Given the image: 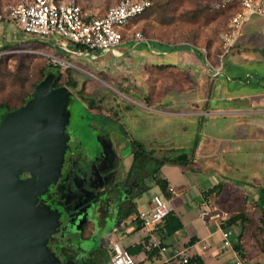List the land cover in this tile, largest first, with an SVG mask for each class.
I'll return each mask as SVG.
<instances>
[{
  "label": "crops",
  "instance_id": "obj_1",
  "mask_svg": "<svg viewBox=\"0 0 264 264\" xmlns=\"http://www.w3.org/2000/svg\"><path fill=\"white\" fill-rule=\"evenodd\" d=\"M261 16L252 19L249 28L242 25L235 44L239 39L246 37L251 29L259 27L262 21ZM35 37L44 40L43 36L24 32L10 20L0 19V44L14 42L23 45L27 40ZM144 40L146 42L155 40L151 44L145 43L146 51L152 56L149 55L146 58L144 52L136 50L133 54L138 65L151 67L153 64H167L155 70H162L164 76H168V73L177 69L176 62H182L187 66L190 75L185 79L181 75L179 82L175 84L166 82L155 84L154 79L151 83V93H147L146 96L151 97L147 98L148 101L142 96L144 92L141 90V85H132V90L137 92L139 101L135 111L133 110L134 113L125 116V112L122 111L119 116L118 110H115L117 126L124 139L123 152L126 154L119 178H123L127 170L131 169V161L127 154L129 152L127 149L130 147L129 138L142 140L147 147L154 149V154L160 155L170 149L173 137L177 139L179 136L183 144L176 143L172 150L185 152L191 158L190 163L186 165L162 163L157 172L162 179L161 183L146 176L139 178V172L134 168L139 180L136 186L138 185L139 188L140 185L146 184L148 187L140 192L137 188L131 203H134L136 211L146 209L151 205V194L158 193L168 207L178 215L181 227L171 234L164 236L158 234L162 242L166 244L164 250L146 249L149 233L134 216L136 211L116 219L113 211L114 204L110 200L104 206L100 219L104 222V237L107 242L116 240L120 243L119 238L130 235L120 244L124 247L132 244L140 245L138 251L132 253L135 264L177 263V258L172 256L173 246L182 247L186 255H198L202 260L201 264H214L216 259L228 264L233 258L232 244L236 240L237 227L233 224L226 226L232 231L231 247L222 249L218 216L220 208L217 201L226 197L228 201L252 202L254 205L251 207L256 214H259L261 205H264V82H260L262 74L257 69L236 70L231 65H225L224 62L220 63L218 72H214L210 65L218 63V51L215 52L213 48L209 51V56H206L197 46L181 44V46L172 47L174 44L153 37L135 40L130 36L123 37L119 44L129 43L132 46ZM157 42L166 43L170 47L168 50H174L167 52ZM49 45L56 46L53 42H49ZM57 48L60 50L59 47ZM233 48L234 45L226 53H230L231 56L238 55L240 59L264 61V47L254 46L255 50L252 54L241 51L238 45L235 46L236 51H233ZM196 57L200 58V62L195 63ZM240 74H246V79L239 78ZM156 76L158 74H153L154 78ZM201 76L204 81L207 79L212 81L209 91L201 86ZM210 91L212 100L215 102L213 108L207 107L206 93L210 94ZM139 97H143V100ZM221 97L229 100L226 107L217 106L216 101ZM166 115H170L168 116L170 118ZM182 116L193 117L191 121L195 123V127L211 129L214 137L223 138L219 143V155L214 153V148L210 151V144L207 141L198 146L193 142H183L185 134L183 131L189 120L186 118L183 120ZM128 123L137 128V131L127 127ZM172 128L179 131L178 136L170 135ZM212 139L218 140V138ZM216 146L213 142V147L216 148ZM219 182L223 186L218 195L211 193L203 196L202 190ZM168 186H171L172 190H169ZM202 208L207 211L203 217L199 215ZM252 242L253 240L249 237H242V251L248 256H244L247 263L264 264V250H259ZM204 243L205 246L202 247ZM106 248L103 251L102 264H108Z\"/></svg>",
  "mask_w": 264,
  "mask_h": 264
},
{
  "label": "rangeland",
  "instance_id": "obj_2",
  "mask_svg": "<svg viewBox=\"0 0 264 264\" xmlns=\"http://www.w3.org/2000/svg\"><path fill=\"white\" fill-rule=\"evenodd\" d=\"M16 1L18 0H0V11L4 6H8ZM76 1L85 14L97 16L102 14L109 5L114 4L117 0ZM215 1L151 0L152 10L150 12H144L142 15L130 20L126 26L129 33L125 37L130 36L135 30H138L142 34V39L153 37L169 44H187L201 47V49H198L204 52L206 56H209V51L212 48L215 52L220 51L218 48L219 33L224 28L228 16L227 11L215 9ZM185 10H188L186 15L182 13ZM192 10H196L193 11L194 18L188 15ZM256 17L258 18V16H251L243 25L249 28L250 21ZM261 20L258 28L251 29L246 37L239 39L236 44L234 43L233 51L237 50L235 49L236 45L239 46L241 51L248 54L254 53L255 49L253 47L256 45L258 47L260 46V48L264 47V16H261ZM43 37L41 38L44 40L38 39V41L35 40L36 37L29 39L27 40L29 42L23 45L14 42L0 44L2 47L0 55L3 59L1 67L6 73H9V77L1 84L0 99L5 98L6 94L15 89L22 88L23 91H28L30 82L38 77L40 67L46 70L49 69L48 66H51L50 64H53L52 66L58 65L63 74L60 77V81H63L66 67H69L71 75L76 80V84L73 87L67 86L72 94L67 101L68 121L65 124V130L71 137L78 136L85 144H89V146L93 144L94 138L92 136L97 132L87 126V120L94 116L92 111L108 112L109 114L103 113L115 123L116 109L118 110L119 116L122 111L125 112V116H130L138 106L137 92L132 90V85L136 86L140 84L141 90L144 92L142 96L146 99L148 97L151 98L150 96H146L147 93H151V83L154 82V79L156 81L155 84L163 82L175 84L179 82L181 75L184 76V79L190 75L189 70L186 68L187 66L185 64L183 65L182 62H176L177 69L168 73V76H164L161 72L162 70L154 71L151 68L148 69L147 66L138 65L134 60L133 53L139 50L144 52L146 58L149 55L152 56L150 52L146 51L145 43L151 44L155 40H147V42L146 40L139 41L132 45L134 47L129 43H122L110 48L81 51L59 36L48 35ZM46 41L53 42L56 46L62 47L63 49L66 48V50L70 49L71 51L65 50L68 54H63L56 46L49 45ZM157 43L165 48L167 52L174 50H168L170 47L166 43ZM5 44L6 46H4ZM196 62H200V58L198 59L196 57ZM221 62H224L225 65H231L236 70L247 69L251 71L257 69L262 74L260 82H264V61H255L246 58L240 59L238 55L231 56L230 53H226L222 57ZM153 74H158V76L154 78ZM241 77L246 79V74H240L239 78ZM202 79L203 76L200 77L201 86L209 91L212 81L209 79L204 81ZM125 86H129V90ZM206 94L208 96L206 98L208 100L207 107L213 108V103L215 102L212 100L211 91L210 94ZM87 96L93 98L92 104L87 103ZM143 97H139V99L143 100ZM16 100L12 99L9 102H16ZM216 102H218L217 106L226 107L229 100L221 97ZM204 103L206 102L204 101ZM166 116L168 117L170 115ZM185 118L189 121L183 131V133L185 132L183 142H193L194 145L196 144L198 146L201 143L205 144L207 141L210 144V151L214 148V153L219 155V143L222 142L223 138L214 137L211 129L209 130L208 128H202L200 126L195 127V123L191 121L193 117L182 116L183 120ZM128 124L127 127L137 131V128ZM169 133L171 136L179 135V131H175L174 128ZM212 138H218V140H213ZM213 142L217 145L216 148L213 147ZM176 143L183 144L179 136L177 139L173 137L170 143V149H174L172 147ZM177 148L180 149V147ZM129 237L130 235L119 238L120 243H123ZM108 255L109 253L107 251V258Z\"/></svg>",
  "mask_w": 264,
  "mask_h": 264
},
{
  "label": "water",
  "instance_id": "obj_3",
  "mask_svg": "<svg viewBox=\"0 0 264 264\" xmlns=\"http://www.w3.org/2000/svg\"><path fill=\"white\" fill-rule=\"evenodd\" d=\"M52 83L53 74L46 73L31 97L0 120V264H59L46 245L53 225L44 223L35 204L39 185L54 178L70 138L65 124L72 92ZM23 171L29 175L21 177Z\"/></svg>",
  "mask_w": 264,
  "mask_h": 264
},
{
  "label": "flooded vegetation",
  "instance_id": "obj_4",
  "mask_svg": "<svg viewBox=\"0 0 264 264\" xmlns=\"http://www.w3.org/2000/svg\"><path fill=\"white\" fill-rule=\"evenodd\" d=\"M103 112L108 113L92 111L94 116L87 120V126L97 131L93 144L70 136L54 178L38 187L35 204L44 213V223L53 225L46 245L59 264H80L106 247L108 251L100 220L104 206L112 200L118 219L138 188L134 168L119 178L126 155L123 134L117 120L113 123ZM128 151L131 161V145ZM28 175L25 171L20 174ZM77 224L79 230L74 231ZM20 241L22 249V238Z\"/></svg>",
  "mask_w": 264,
  "mask_h": 264
},
{
  "label": "built area",
  "instance_id": "obj_5",
  "mask_svg": "<svg viewBox=\"0 0 264 264\" xmlns=\"http://www.w3.org/2000/svg\"><path fill=\"white\" fill-rule=\"evenodd\" d=\"M150 2L117 0L102 14L92 16L85 14L76 0H18L1 9L0 19L12 21L27 33L39 36L56 35L72 45L81 44L89 50L102 49L118 45L123 40L122 30L131 17L143 11ZM214 7L226 8L229 13L224 28L219 33L218 63L210 65L214 72H218L223 54L232 48L246 20L251 16L264 15V0H216ZM130 37L138 40L142 39V34L135 30ZM168 189L172 190V187L168 186ZM150 200V207L137 210L134 216L149 233L145 248L164 250L166 244L158 236L157 224L166 215L169 207L158 193H152ZM206 212V209L202 208L199 215L203 217ZM224 215L223 211L218 214L219 218ZM220 237L221 248H230L231 229L220 226ZM204 246L205 243L202 244V247ZM108 253V264H135L133 255L116 240L109 241ZM172 256L177 258V263L187 261L182 247L173 246ZM214 264L224 263L216 259ZM228 264L248 263L245 257L234 250L233 258Z\"/></svg>",
  "mask_w": 264,
  "mask_h": 264
},
{
  "label": "trees",
  "instance_id": "obj_6",
  "mask_svg": "<svg viewBox=\"0 0 264 264\" xmlns=\"http://www.w3.org/2000/svg\"><path fill=\"white\" fill-rule=\"evenodd\" d=\"M151 1V0H150ZM217 10L221 11H227L226 8H215ZM152 10V3L150 2L149 6L146 7L143 11L136 14L135 16L131 17L130 20H133L134 18L142 15L144 12H150ZM196 10H192L190 12L189 17L194 18V12ZM184 15L188 13V10H185L182 12ZM228 13V11H227ZM229 15V13H228ZM196 16V15H195ZM228 17V16H227ZM227 20V19H226ZM130 22V21H129ZM127 26V25H126ZM129 33V30L126 29V27L122 30V36L125 37ZM35 40L38 41V38H35ZM48 44L49 42L46 41ZM76 48H79L81 51L83 50H89L86 47H84L81 44H73ZM6 46V44L4 45ZM181 46V44L176 45ZM58 47V46H57ZM172 47H175V45H172ZM0 46V50H1ZM60 51L63 54H68V52H65V50L62 47H59ZM220 50V46H218ZM70 50V49H68ZM2 56L0 55V87L1 84L9 77V73H6L2 67ZM51 66H48L49 69L40 67L38 70V77L30 82V87L28 91H23L22 88L15 89L10 91L8 94L5 95V98L0 99V120L3 116V114L10 109H13L22 103H24L28 98L31 97L33 94L34 85L46 74V73H52L53 74V83L52 85H58V84H65L66 86L73 87L76 84V80L70 73V68L66 67V70L64 73V79L63 81H60V77L63 75L61 70L59 69L58 65L52 66L53 64H50ZM167 64H153L151 68L155 71V69H161L163 66ZM47 68V67H46ZM48 70V71H47ZM21 81V79H20ZM125 88H128L129 86H125ZM19 90V91H17ZM21 90V91H20ZM86 97V96H85ZM12 99H17L16 102H9ZM147 99V98H146ZM88 104L93 103V98L88 97L86 99ZM148 101V100H147ZM94 105V104H93ZM130 145H131V163L130 167L135 168L139 172V178L142 179L143 176H146V178H151L157 183H161L162 179L160 176H158V168L159 166L164 162L169 163H177V164H183L186 165L187 163H190L191 158L186 155L183 151H173L172 149L167 150L166 152L156 155L154 154V149L147 147V145L137 138H130ZM171 152V153H170ZM163 184V183H162ZM223 184L221 182L213 184L211 186L206 187L204 190H202L203 196H207L211 193L214 195H218L220 190L222 189ZM148 185L143 184L140 185L138 188V192L146 189ZM218 207L220 208L219 211H223L225 215L219 219V225L221 227L230 226V224H233L237 227L236 231V240L233 242L232 247L235 251L239 253L242 257L246 256L245 253L242 251V237H249L253 240V245L258 247L259 250H264V205H261V209L259 211V214H256L255 210L252 209V205H254L252 202H236V201H228V199L225 197L222 200H218ZM135 206L134 203H130V205H127L123 212L121 213V217H125L129 213L135 212ZM181 227V221L178 217V215L170 208H168V211L166 215L162 218L161 221L157 224V232L159 236H164L167 234H171L175 230L179 229ZM231 229V228H230ZM140 245L139 244H132L127 245L125 248L132 254L135 251H138ZM104 249L100 250L97 256L95 257H87L84 262L80 264H102L103 257H104ZM202 260L200 257L196 254L187 255V261L183 263H170V264H201ZM159 264H166L165 262H160Z\"/></svg>",
  "mask_w": 264,
  "mask_h": 264
},
{
  "label": "bare ground",
  "instance_id": "obj_7",
  "mask_svg": "<svg viewBox=\"0 0 264 264\" xmlns=\"http://www.w3.org/2000/svg\"><path fill=\"white\" fill-rule=\"evenodd\" d=\"M55 97H56V95H52L51 97L43 98V99L40 101V104H42V103H49V102H51Z\"/></svg>",
  "mask_w": 264,
  "mask_h": 264
}]
</instances>
